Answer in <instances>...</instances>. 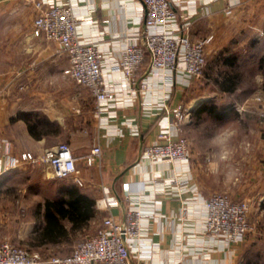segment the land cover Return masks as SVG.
Listing matches in <instances>:
<instances>
[{
    "label": "crops",
    "instance_id": "crops-1",
    "mask_svg": "<svg viewBox=\"0 0 264 264\" xmlns=\"http://www.w3.org/2000/svg\"><path fill=\"white\" fill-rule=\"evenodd\" d=\"M66 1L78 18L79 36L101 50L103 76L115 97L104 104L100 115L96 114L93 97L86 87L73 80L67 85L68 76L61 70L67 58L53 51L56 42L32 33L35 11L31 1L0 0V136L8 141L10 152L21 149L32 152L19 145L16 129L24 134V140L32 145L36 143L41 150L56 141L46 126L50 122L57 127L54 134L69 133L66 138L76 156L75 175L80 183L70 177L93 199L92 214L86 217L77 233L83 237L89 234L104 214L123 221L127 211L138 208L144 215L139 219V233L128 245L131 264H166L177 258L185 264H264V227L249 221L250 229L238 241L215 237L203 230L205 197L213 189L230 187L223 160L218 158L212 162L210 159L220 157L221 151L200 148L197 153L188 148L183 159H146L139 155L143 144L163 139L157 135L160 129L168 127L172 137L182 132L183 119L166 124L163 95H167L163 99L166 105L180 103L189 114L201 100L210 98L222 103L228 100L225 98L228 94L235 93L231 103L237 110L243 109L238 114H247L248 109L255 114V118H245L243 124L250 127L251 140L261 153L260 160L250 170L253 177L244 187L255 189L257 202L264 199V114H261L264 110V0H168L177 13L176 20L170 23L173 28L186 20L188 37L211 33L204 44L203 71L189 76L177 69L170 72L169 79L162 80L159 71L148 72L144 60L136 65L134 80L129 84L119 79L118 71L112 66L122 43L138 36L143 23L141 1ZM232 53L240 76L234 88L228 90L220 87L214 77L223 68L222 56ZM138 80H144L145 86H138ZM26 109L36 111L43 120L34 133L16 115L18 110ZM226 118L217 119L226 120L221 126L226 125ZM93 143L99 145V153L86 164L81 154ZM5 161L6 156L0 153V162ZM19 163L2 167L0 175L15 172ZM173 177L187 180L176 183ZM151 178L164 180L163 186L154 188ZM123 180L127 181L126 188L120 185ZM101 184L108 187L106 196L115 201L99 209ZM52 195L53 192L49 196ZM261 217L264 221V213ZM34 218L31 213L32 223ZM32 223L24 233H17L27 244L33 232ZM9 236L0 229V238ZM52 253L64 252L49 254ZM39 264L54 263L41 261Z\"/></svg>",
    "mask_w": 264,
    "mask_h": 264
},
{
    "label": "built area",
    "instance_id": "built-area-1",
    "mask_svg": "<svg viewBox=\"0 0 264 264\" xmlns=\"http://www.w3.org/2000/svg\"><path fill=\"white\" fill-rule=\"evenodd\" d=\"M34 8L31 20L33 34H42L56 42L53 51L63 53L67 63L62 72L73 81L86 87L93 97V110L96 114L104 111V104L114 99L113 88L103 76L101 67L102 52L78 33V18L71 4L63 0H30ZM143 10V23L136 39L125 40L119 50L113 68L118 71V77L124 82L134 80V69L140 60L146 56L149 73L159 71L162 80L170 78V72L181 70L189 76H197L205 61L204 44L211 38V33L201 37H188L185 29L187 21L177 23L176 28L170 24L176 20L177 13L168 0H140ZM176 29H180L178 32ZM183 30V31H182ZM261 32V30L259 31ZM138 86H145L144 80H138ZM162 103L166 115V124L184 119L188 111L180 103L168 106ZM258 98V95L254 96ZM264 114V110H261ZM157 135L163 139L145 143L141 146V158L154 159L166 157L183 159L188 154V140L185 135L171 136L168 127L162 128ZM0 153L6 156V161L0 162L2 167L11 166L22 160H34V155L28 149L10 152L8 141L0 136ZM99 153V145L91 144L90 148L81 154L83 162L89 164L95 154ZM46 164L50 174L56 176L75 175L78 168L76 156L72 153L66 141H58L44 147L37 156ZM176 183L186 182V177L172 178ZM151 184L162 187L164 180L151 178ZM127 187V181L120 183ZM102 194L97 200L99 209L113 203L114 198H108V187L101 184ZM203 230L215 237L228 241L241 240L250 229L247 217L248 201L245 197L231 196L225 191H213L204 199ZM144 212L132 208L126 212L123 221L116 220L111 214L101 216L99 223L86 236L74 242L69 251L64 253L39 256L24 245L0 238V264H39L50 261L54 264H131L128 259V245L139 233V219ZM166 264H185L180 259H171Z\"/></svg>",
    "mask_w": 264,
    "mask_h": 264
},
{
    "label": "rangeland",
    "instance_id": "rangeland-1",
    "mask_svg": "<svg viewBox=\"0 0 264 264\" xmlns=\"http://www.w3.org/2000/svg\"><path fill=\"white\" fill-rule=\"evenodd\" d=\"M201 69L203 71V68ZM72 83V79L68 77L67 85ZM235 95V93H231L225 98L228 99V102H232ZM26 111H28L27 115L30 117V120L35 122V126L43 123L41 116L37 115L36 111L32 112V110L27 109ZM242 111L243 109L237 110L234 104H232V109L225 116V118L227 117L225 126H221L220 123L226 120H217L206 113L200 116L189 113L182 120L181 134L186 136L188 148H193L197 153L200 148L221 151L220 157L211 156L210 159L212 162H216L218 158L223 160L224 175L227 177V184L230 187L213 189L212 192L225 191L234 197L240 195H242L240 197H245L248 201V220L257 227L263 228L264 221L261 220V214L264 213V210L259 207V203L257 202L258 193H256L255 189L244 187L246 182L250 181L253 177L250 170L260 160L259 155L261 154L256 149V142L251 140L253 135L250 127L243 124L246 120L255 118V114L254 112L251 113L252 111L249 109L246 110L249 114H238ZM46 126L55 135L53 136L56 139L55 142H67L66 137L69 133L67 134L65 131L54 134L57 130L56 125L49 123ZM15 133L19 140V145L32 149L36 158L34 160L20 161L15 172L0 175V229L3 228V230L10 234L8 238L11 241L24 245L41 257L52 251H68L75 241L83 237L82 233H76L67 242L38 247L30 246L17 235V233H24L31 226V213L35 200L49 196L53 192L57 182H71L73 180L70 176L59 177L53 174L51 175L46 164L37 158L41 152L40 147L36 143L32 145L29 140H24V134L19 130L16 129Z\"/></svg>",
    "mask_w": 264,
    "mask_h": 264
},
{
    "label": "trees",
    "instance_id": "trees-1",
    "mask_svg": "<svg viewBox=\"0 0 264 264\" xmlns=\"http://www.w3.org/2000/svg\"><path fill=\"white\" fill-rule=\"evenodd\" d=\"M234 57V53L222 56L223 68L217 71L219 76L214 77L220 87L228 90L234 88L240 76L234 67ZM144 60L147 62L146 56L140 61ZM262 69L264 71V68ZM230 109H232L231 102L215 103L207 98L192 108L190 114L200 116L206 113L212 118L222 119ZM27 113L26 110H18L16 115L24 120L28 131L34 133L33 130L38 125L35 126V122L30 120ZM92 202V197L81 191L73 181L57 182L52 196H44L33 204L32 213L36 218L32 223L33 232L27 240L28 244L38 247L71 240L85 223L86 217L92 214L90 206ZM258 203L259 207L264 210V199Z\"/></svg>",
    "mask_w": 264,
    "mask_h": 264
}]
</instances>
